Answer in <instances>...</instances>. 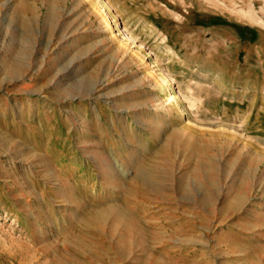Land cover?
Masks as SVG:
<instances>
[{
  "label": "rangeland",
  "instance_id": "obj_1",
  "mask_svg": "<svg viewBox=\"0 0 264 264\" xmlns=\"http://www.w3.org/2000/svg\"><path fill=\"white\" fill-rule=\"evenodd\" d=\"M0 264H264V0H0Z\"/></svg>",
  "mask_w": 264,
  "mask_h": 264
},
{
  "label": "bare ground",
  "instance_id": "obj_2",
  "mask_svg": "<svg viewBox=\"0 0 264 264\" xmlns=\"http://www.w3.org/2000/svg\"><path fill=\"white\" fill-rule=\"evenodd\" d=\"M118 219V218H117ZM101 220V219H100ZM117 222V221H116Z\"/></svg>",
  "mask_w": 264,
  "mask_h": 264
}]
</instances>
